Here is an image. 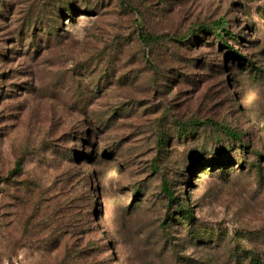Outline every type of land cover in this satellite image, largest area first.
I'll return each mask as SVG.
<instances>
[{
  "label": "rangeland",
  "instance_id": "1",
  "mask_svg": "<svg viewBox=\"0 0 264 264\" xmlns=\"http://www.w3.org/2000/svg\"><path fill=\"white\" fill-rule=\"evenodd\" d=\"M0 264H264V0H0Z\"/></svg>",
  "mask_w": 264,
  "mask_h": 264
},
{
  "label": "trees",
  "instance_id": "2",
  "mask_svg": "<svg viewBox=\"0 0 264 264\" xmlns=\"http://www.w3.org/2000/svg\"><path fill=\"white\" fill-rule=\"evenodd\" d=\"M221 22H217L216 24L219 25ZM221 28V27H220ZM228 31H223V32H220V33H216V35L218 36L219 39H226V36H232L230 33H227ZM22 168V164L21 162H18L17 164V169L20 171ZM164 190L166 191V194L169 196L170 200L173 201L174 198H173V192L171 189H169L166 185L163 187ZM187 211H185V215H187L189 213L188 209H185ZM191 216V215H189Z\"/></svg>",
  "mask_w": 264,
  "mask_h": 264
}]
</instances>
